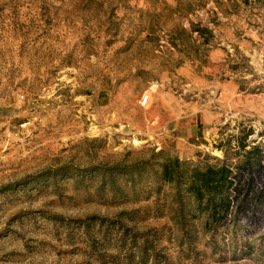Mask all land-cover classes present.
<instances>
[{"label":"rangeland","instance_id":"obj_1","mask_svg":"<svg viewBox=\"0 0 264 264\" xmlns=\"http://www.w3.org/2000/svg\"><path fill=\"white\" fill-rule=\"evenodd\" d=\"M255 146L264 0H0V264H264V225L96 170Z\"/></svg>","mask_w":264,"mask_h":264},{"label":"trees","instance_id":"obj_2","mask_svg":"<svg viewBox=\"0 0 264 264\" xmlns=\"http://www.w3.org/2000/svg\"><path fill=\"white\" fill-rule=\"evenodd\" d=\"M152 158L130 166H103L96 170L102 175L103 186L118 177L130 187L146 178L174 185L192 199L194 217L203 216L206 228H220L238 220L264 225V155L260 147L245 152L243 160L234 167L219 160L197 165L173 157Z\"/></svg>","mask_w":264,"mask_h":264},{"label":"built area","instance_id":"obj_3","mask_svg":"<svg viewBox=\"0 0 264 264\" xmlns=\"http://www.w3.org/2000/svg\"><path fill=\"white\" fill-rule=\"evenodd\" d=\"M150 97L148 95H144L142 96L141 100H140V106L141 107H146L149 103Z\"/></svg>","mask_w":264,"mask_h":264}]
</instances>
